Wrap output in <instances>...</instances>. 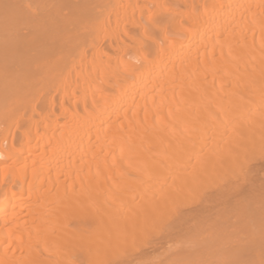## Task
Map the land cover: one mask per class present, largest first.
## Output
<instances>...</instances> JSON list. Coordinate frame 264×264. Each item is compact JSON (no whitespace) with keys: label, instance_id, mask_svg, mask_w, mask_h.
I'll return each mask as SVG.
<instances>
[{"label":"bare ground","instance_id":"1","mask_svg":"<svg viewBox=\"0 0 264 264\" xmlns=\"http://www.w3.org/2000/svg\"><path fill=\"white\" fill-rule=\"evenodd\" d=\"M85 2L66 3L83 8L65 14L48 2L55 11L44 17L0 25V264H143L140 241L153 232L193 236L178 253L169 247L165 261L181 264L209 212L225 228L234 222L229 234L250 232L233 247L220 241L229 252L212 244L220 264H264L258 214L237 219L238 205L264 204V0ZM232 173L249 176L247 185L229 187ZM158 235L150 248L160 254Z\"/></svg>","mask_w":264,"mask_h":264},{"label":"rangeland","instance_id":"2","mask_svg":"<svg viewBox=\"0 0 264 264\" xmlns=\"http://www.w3.org/2000/svg\"><path fill=\"white\" fill-rule=\"evenodd\" d=\"M0 1H1V0H0ZM11 1H12V0H11ZM11 1H9V3H10ZM17 1H18V0H15V2L13 1L14 4H15V3H16V4H17V3H19V4L22 3V4L20 5V7L22 6V7H24V9H26V10L28 9L29 11H28V10H27V11H28L29 13L27 12L28 14H24V12H22V11H25V10H23L22 7L20 8V9H22V10H21V11H18V9H19V4H18V6L15 5V6L13 7V4H12V6H10L12 2H11L10 5H9L8 0H7V1H6V0H3V2H0V4H1V5H0V8H1L0 11H1V13H2L1 15L4 14L3 17L0 16V17L3 19V20L0 19L1 21H3L2 24H0L1 26H6V25L9 26V24L12 25V23H10V22H13V21L10 19V17H11V16H15V14H17V15H18V14H21V17H24V15H25V16H30V17H31V16H34V15L36 16L37 13H38L39 15L41 14V16L44 17L46 14H48V12L50 11V9H51L52 11H55L54 8L56 9V11H55L54 13L57 14V13L59 12V11L57 12V10H58L57 8H59L61 14H65L67 10L71 11V7H72V6H71V7H68V4H66V3H70V4H69V6H70V5H72L71 2H72V3L74 2V5H75V4H79V2H80V0H72V1H71V0H70V1H69V0H66V2H65L64 0H61V1L59 2V0H58V1H57L58 3H57V2H55V1H53V0H52V2H51V0H50V1L48 0V2H49L48 5L52 4V7L54 6V5H53V2H54L55 5L57 4V5H56L57 8H56V6H54V8L52 9V7H50L51 5H50V6H46V5H44V4H47V3H48V2H46V0H43L42 2H41L40 0H37V2L35 1V3L33 2L34 0H32V1H31V0H21V1L19 0L20 2H19V1L17 2ZM22 1H23V2H22ZM38 1L41 2V5H42V3H44V1L46 2V3H44V4L41 6V9H40V6L38 7V5H39ZM82 1H83V0H81V4H83ZM6 3H7V5H6ZM59 3H60V4H59ZM85 3H86V2H85V0H84V4H85ZM4 4H5V5H4ZM58 4H59V5H58ZM61 4H62V7H64V8L58 7V6H61ZM81 4H79V5H81ZM84 4L82 5L83 7H85ZM74 5H73V7H72V8H74L73 11H77V10H79V8H83V7L79 6V5H77L79 8H78L77 6H74ZM16 6H17V10L14 11V13H12L11 10L13 11L14 9H16ZM37 7L39 8V11H38ZM65 7H66V8H65ZM75 7H76V8H75ZM34 8H35L38 12H37L36 10H34ZM48 9H49V11L47 12ZM76 9H77V10H76ZM8 10H10L11 13H10ZM41 10H42V11H41ZM6 11H7V12H6ZM34 11H35L36 13H35ZM40 11H41V12H40ZM3 12H6V13H3ZM8 12H9V13H8ZM50 12H51V11H50ZM60 12H59V13H60ZM71 12H72V11H71ZM31 13H32L33 15H32ZM52 13H53V12H52ZM5 15H6V16H5ZM21 17H20V20H21ZM20 20L18 19L19 22H18V21H14V22H17V23H19V24H20V22H23L22 24H24V21L26 22V20H23V18H22L21 21H20ZM3 23H4V24H3ZM27 23H29V22H26V24H24V25H28ZM32 23H33V22H32ZM5 24H6V25H5ZM13 24H15V23H13ZM0 126H1V125H0ZM263 146H264V145H263ZM261 149H262V147H261ZM263 149H264V148H263ZM256 152H258V151H256ZM262 152H263V150H262ZM259 153H261V152H259ZM263 153H264V152H263ZM263 153H262V154H263ZM250 154L252 155V156H250V157H252L251 159H252L253 161H255L256 159H257V160H260V158H259L258 156H256L255 153H250ZM258 155H261V154H258ZM248 156H249V154H248ZM262 156H263V155H262ZM248 158H249V157H248ZM248 158H246V160H248ZM251 159H250L249 161H251ZM261 159H262V158H261ZM249 161H248V162H249ZM253 161H252V162H253ZM245 162L247 163V161H245ZM245 162H244V163H245ZM250 163H251V162H250ZM248 164H249V163H248ZM240 165H241V164H240ZM242 165H243V164H242ZM242 165H241V166H242ZM239 167H240V166H239ZM245 167H246V166H245ZM241 168H242V167H241ZM236 170H237V169H236ZM239 171H240V170H239ZM244 171H245V170H244ZM216 172H218V171H215L214 174H215ZM242 172H243V171L241 170V173H242ZM218 173H219V172H218ZM218 173H217V174H218ZM221 173H222V172H221ZM234 173H237V171H234ZM234 173H232L233 175L230 174V176H231V177H232V176L235 177V175L239 176V174H234ZM246 173H247V172H246ZM214 174H213V175H214ZM243 174H244V173H243ZM243 174H242V175H243ZM211 175H212V173H211ZM219 175H221V174H218V176H219ZM242 175H241V177H243ZM244 175H245L244 177H246V174H244ZM248 175H249V174H248ZM203 176H205V174H204ZM203 176H202V177H203ZM206 176H207V175H206ZM215 176L217 177V175H215ZM237 176H236L235 178H237ZM209 177H210V176H208L207 179H208ZM216 177H215V178H216ZM225 177H226V176H225ZM234 177H233V179H234ZM244 177H243V178H244ZM248 177H249V176L246 177L247 179H246V178L243 179V178H240V176H239L238 178L242 179V181H239V183L237 184V183H236V181L238 180V179H237V180H235V184L232 183V185L229 184V182H230V181L233 182V181H232L233 179L230 178V177H228V178L230 179V180H229V179L227 180V181H229V182H228V186L230 185L229 187H234V188H237V187H238V188H242V187H244V186L247 185V183H248ZM210 178H211V177H210ZM215 178H214V179H215ZM222 178H224L223 175H222ZM222 178H220V183L223 182V181L221 180ZM240 179H239V180H240ZM201 180H202V179H201ZM208 180H211V179H208ZM216 180H217V179H216ZM204 181H205V180H203V181L201 182V184H202ZM214 181H215V180H214ZM218 181H219V179H218ZM227 181H225V179H224V183H223V184H225V182H227ZM243 181H244V183H242ZM208 182H210V181H208ZM211 182H213V179H212ZM211 182H210V184H211ZM231 182H230V183H231ZM240 182H241V184H240ZM214 183H215V182H214ZM218 183H219V182H218ZM207 184H208V183H207ZM221 184H222V183H221ZM223 184H222V187H223V186H224V187L227 186V183H226V185H223ZM236 184H237V186H236ZM243 184H244V185H243ZM216 185H217L216 183H215V185H214V184H213V185L211 184V186H214V187H215ZM218 185H219V184H218ZM241 185H243V186H241ZM200 186H201V185H200ZM200 186H199V188H200ZM202 186H206V185H202ZM209 186H210V185H209ZM228 186H227V187H228ZM214 187H212V189H214ZM218 187H219V186H218ZM209 188H210V187H209ZM200 189L202 190V188H200ZM200 189H198V190H200ZM203 189H204V188H203ZM205 189H206V187H205ZM190 190H191V189H190ZM208 190H210V189H208ZM215 190H216V188L214 189V191H215ZM188 192H190V191L188 190ZM194 192H195V191H194ZM194 192H192V190H191V193H192V194H193ZM206 192H208V191H206ZM206 192H204V193L207 194ZM191 193H190V194H191ZM196 193H200V191H199V192L197 191ZM202 193H203V192L200 193V197H201V198H202ZM204 193H203V194H204ZM210 193H212V191H210ZM192 194H191V196H192ZM205 194H204V195H205ZM208 194H209V192H208ZM195 195H196V194H195ZM198 195H199V194H198ZM187 197H189V196H187ZM200 197H199V198H200ZM184 198H185V197H184ZM191 198H192V197H191ZM194 198H196V197H194ZM189 200H190V198H189ZM192 200H194V199L192 198ZM192 200L189 201V204H191ZM195 200H196V199H195ZM197 200H198V203H197V202H196V203H197V204L200 203L199 206L196 204L197 207H202L201 204H202V202L204 201V199L202 198L201 200H203V201H200V200L198 199V197H197ZM197 200H196V201H197ZM248 200H249V199H247V200H245V201H248ZM183 201H184V200H183ZM187 201H188V200H187ZM187 201H184V202H187ZM199 201H200V202H199ZM184 202H182V203H184ZM262 202H263V201H262ZM262 202L256 205V204L250 203V200H249V207H247L248 203L245 204L246 202H244V204L238 205V206H237L238 208H239V207H242V209H244L245 211H243V214H242V213H240V211H239L240 208H239L238 211H239V213L242 214V215H239V218H237V219H241V217H243V216L245 217V215H246L245 213L248 214V212H251L250 214H252V215L254 214V215H253L254 217H253L252 215H250V216L253 217V219H255L256 217L258 218V216H259V220H258V219H257V220L255 219L257 223H258V221H259L258 224H257L255 221H252L251 223H252L253 225H255V224H254V222H255V223H256V228L258 227L259 224H260V226H262V225H263V224H262V221H263V220L261 219V216H260V213H261V212H260V207L262 206V208H264V207H263L264 204L262 205ZM180 203H181V202H180ZM182 203H181V204H182ZM203 203H204V202H203ZM186 204H188V203H186ZM186 204H184V205L187 206ZM189 204H188V205H189ZM196 205H195V206H196ZM200 205H201V206H200ZM209 205H210V204H209ZM218 205H219V204H218ZM220 205H221V208H220V206H218V207H219L218 209H222V208H224L225 211L228 210V211H227L228 213L231 212V211L229 212V210H231L230 208H232V207H227V206H225V205H223V204H220ZM243 205H244V206H243ZM251 205H252V206H253V205H256V206H257L256 209H254V206H253V209H252L251 211H249V210L251 209V207H252ZM180 206H181V205L179 204V205H178V208H179V209H180V208H181V209H182V208H184V209L186 208V207H184L183 205H182L183 207H180ZM223 206H224V207H223ZM190 207H191V206H190ZM197 207L192 206L191 209H195V208L198 209ZM211 207H212V205H211ZM211 207L209 208V206H208L207 208H209V209H206V210H207V211H208V210L210 211ZM237 207H235V208H237ZM243 207H245V208H243ZM215 208H217V206H215ZM215 208L212 207V210L215 209ZM181 209H180V210H181ZM184 209H182V210L184 211ZM189 209H190V208H189ZM199 209H200V208H199ZM233 209H234V207H233ZM242 209H241V210H242ZM173 210H174V212L176 211L175 214L178 213V209H175V207H174ZM173 210H170V211H171L170 213H174ZM180 210H179V211H180ZM182 210H181V211H182ZM186 210H188V209H186ZM234 210H235V212H237L236 209H234ZM181 211H180V212H181ZM207 211H206V212H207ZM215 211H217V209L214 210V211H211V212L214 213ZM225 211L222 210V212H224V213H225ZM232 211H233V210H232ZM246 211H247V212H246ZM206 212H205V214H207ZM219 212H220V211H219ZM241 212H242V211H241ZM258 212H259V213H258ZM165 213H166V212H165ZM168 213H169V212H168ZM170 213H169V214H170ZM216 213H218V212H216ZM216 213H214V215H215V216H214L212 213L209 212V214H207V217H206L205 214H203L204 217H206V220H209V222H207V221H205V222L203 221V222H202V221L198 220V219H201V218H199V217H198L197 219L194 220V222H193V227L196 226V227H194V229L197 228V225L201 224V225L198 226V228H197L196 230H194L195 233H198L197 230L201 231V232L198 233V235L195 234V236H196V237L199 239V241H200V242H197V243H198V246H195V247H196L195 250L198 251V252L194 251V252L191 253V255L188 254V256L186 255V256L182 257V258H183L182 261H184V263L187 262L186 264H188V263H190V264H200V263L198 262V260H200L201 264H203V262H204L203 260L206 258V260H205V263H206V264H209V263H210V264H211V263H212V264H218V263L220 264L221 261H222V259H221V261L218 260V257H220V255L218 256V254H220V253H219L220 251H219L218 249H216V248L220 247V249H221L222 246H223L222 244H226V242H228V241H229L228 243L233 247V245H235L239 240H238V241H235V240H232V239H235L236 237H237V239L240 238V237H242V240H243V239H244V238H243V235H244V236H245L246 234L249 235L250 232L248 233L246 230H244V231L246 232V234H244L245 232H242V231H241V230H243L242 228L238 231V229H239L240 227L237 229V226H236V229H235L234 231L237 230L236 233H238V232H239V233L242 232L243 234L240 235V234H241V233H240L239 235H235V232H234L233 230H232V232H234V233L231 232V233L229 234V232L231 231V230H230L231 224L234 225V222H233V223L231 222V224H230V222H228V224L226 223L228 226L226 225L227 227L225 228V226H224L225 223H223V222H222V224L220 223L221 220H223V219L220 218V217H216V216L218 215V214L216 215ZM231 213H233V212H231ZM239 213L237 212V214H239ZM169 214H168V216H170ZM211 214H212V215H211ZM219 214H220V213H219ZM222 214H223V213H222ZM244 214H245V215H244ZM256 214H258V216H257ZM162 215H163V214H162ZM162 215H161V216H162ZM171 215H172V214H171ZM203 215H202V217H203ZM208 215H209V216L211 215L210 217H213V216H214V217L216 218V219H214V220H215L217 223H216V222H213L214 220H210V219H208ZM224 215H225L226 217L229 216L227 219H230V220H231V218H233V216H232L233 214H232V215H231V214L228 215V214L225 213ZM248 215H249V214H248ZM248 215H246V216H248ZM255 215H256V216H255ZM172 216H173V215H172ZM236 216H237V215H236ZM236 216H234V219H235V220H237V219L235 218ZM250 216H248V217L250 218ZM200 217H201V216H200ZM214 217H213V218H214ZM221 217H222V216H221ZM248 217H247V220H248ZM252 217H251V220H252ZM159 218H160V217H159ZM164 218H165V217H164ZM164 218H163V219H164ZM173 218H174V217H173ZM217 218H220V220L217 219ZM211 219H212V218H211ZM242 219H243V221L245 220L244 218H242ZM260 219H261L262 221H260ZM197 220H198V221H197ZM201 220H202V219H201ZM203 220H204V218H203ZM225 220H226V219H225ZM235 220H234V221H235ZM155 221H156V220H155ZM159 221L161 222L160 219H159ZM199 221H200L201 223H200ZM218 221H219V222H218ZM223 221H224V220H223ZM237 221H238V220H237ZM157 222H158V219H157ZM163 222H164V220H163ZM163 222H162V223H163ZM165 222H166L165 224H167V220H165ZM198 222H199V224H197ZM211 222H212V225H213V226H212V225L209 226V227H211V228L207 227L208 225L211 224ZM225 222H226V221H225ZM240 222L242 223V220H241ZM249 222H250V221H249ZM155 223H156V222H155ZM155 223L153 222L154 226H153V224L150 223V225H151L152 227H154V229H155V226H156V225H158V226L160 225V224H158V223H156V224H155ZM202 223H203V224H202ZM206 223H207V224L209 223V224L206 225ZM214 223H215V224H214ZM218 223H219V224H218ZM238 223H239V221H238ZM244 223H245V221H244ZM217 224H218V225H217ZM235 224H236V222H235ZM242 224H243V223H242ZM245 224H248V222H246ZM249 224H250V223H249ZM163 225H164V224H163ZM191 225H192V221L190 222L189 228H188V230H187L189 234H190V233L192 234V232H194V231L192 230L193 228H192ZM229 225H230V226H229ZM233 225H232V226H233ZM151 226L148 225V228L151 227ZM161 226H162V224H161ZM223 226H224V227H223ZM234 226H235V225H234ZM234 226L232 227V229L234 228ZM238 226H239V225H238ZM246 226H247V225H246ZM260 226L256 229L255 233H257V232L259 231L260 228H261V229H260V230H261L260 232H261V233L264 232V229H262V227H264V225H263L262 227H260ZM156 227H157V226H156ZM162 227H163V226H162ZM162 227H160V228H162ZM199 227H200V228H199ZM202 227H203V228H202ZM243 227H244V224H243ZM252 227H253L252 225L249 227V229L252 230L251 233L254 232ZM163 228H164V227H163ZM190 228H191V229H190ZM227 228H228V229H227ZM251 228H252V229H251ZM156 229H159V228H156ZM189 229L192 230V232H190ZM200 229H201V230H200ZM223 229H224V230H223ZM164 230H165V229H164ZM156 231H158V230H156ZM160 231H162V230H160ZM206 231L208 232V234H206V233H207ZM210 231H211V232H210ZM221 231H222V232H221ZM164 232H165V231H163V235H165ZM220 232H221V236L224 234V236H226V237L223 236L221 239L219 238V240H218L219 243H217V242H216V243H213V240H215L214 238H216V236H217L218 234L220 235ZM223 232H224V233H223ZM143 233H144V232H143ZM145 233H146V232H145ZM153 233H155L154 236H153ZM153 233L150 235V237L147 235V239H146V241H145V240H144V241H140V242H144V245L146 244V248H145V249H148V250H151V249H152V248H150V247L152 246V244L154 243V242L152 241V239H153V237H154L153 240L157 239L156 237H157V235H158L156 232H153ZM213 233H216V234H213ZM146 234H148V232H147ZM160 234H162V233H160ZM191 234H190V235H191ZM193 234H194V233H193ZM211 234H212V235H211ZM231 234H233V235H231ZM155 235H156V236H155ZM177 235H178V236H180V235H184V237H185V236L187 235V233L180 234V235L177 234ZM199 235H200V236H199ZM247 235H246V236H247ZM140 236H141V235H140ZM160 236H161V235H160ZM203 236H204V237H203ZM207 236H209V237H211V238H209V237H207ZM221 236H220V237H221ZM227 236H228V238H227ZM142 237H143V236H142ZM158 237H159V235H158ZM161 237H162V236H161ZM167 237H169V236H167ZM167 237H166V238H167ZM170 237H171V236H170ZM170 237H169L168 241H167V239H166L165 237H163V238H160V237H159L158 240H156V241H159V240L163 241V240H164V241H166L167 243H170V242L172 241V242L170 243V245H166L167 243H166V244H163L164 241L160 243L161 247L159 248V251H160V249H161L162 252L160 251V254L163 253L161 256H160V254L158 253V250H151V251H156V252H152V253H151V252H148V255L151 253V254L148 256V255H146L148 250H146V251H145L146 253H145V252L142 251V250H144V248H142L141 251L145 254V255H144L143 253H141L140 248L138 249V247H137V245H136V249H138V250L140 251V253H139V254H140V258L142 257V259H144V260H142V261H143V264H159V263H161V261H162V264H163V262H167L168 260H169V261H168L169 264H171L170 262L173 261V260L171 259V261H170V257H169V259H167V260L165 261V258H168V256H171L172 254H173L172 256L175 255V254H174V251H175V244L178 243V242H181V240H182L181 238H182V237H180V240L178 239V241H177V240L173 241L174 239H177V236H176V235H172L173 238H171V239H172L171 241H170ZM196 237H194V238L197 240ZM218 237H219V236H218ZM247 237H249V236H247ZM137 238H139V237H137ZM145 238H146V237H145ZM151 238H152V239H151ZM178 238H179V237H178ZM188 238H189V236H186V239L184 238L183 240H184V241H185V240H188ZM190 238H191V239H190L191 242H190L189 240H188V242H190V247H191V245H192L191 243H192V242L195 243V241L192 240V239H193V236H192V237L190 236ZM202 238H203V240L206 239L207 241H205V242L203 243ZM208 238H209L210 240H209ZM212 238H213V239H212ZM149 239H150V240H149ZM135 240H136V239H135ZM141 240H142V239H141ZM183 240H182V241H183ZM245 240H246V239H245ZM245 240H244V241H245ZM176 241H177V242H176ZM220 241H223L222 244H220ZM240 241H241V240H240ZM152 242H153V243H152ZM159 242H160V241H159ZM241 242H242V241H241ZM132 243H133V242H132ZM138 243H139V242H138ZM181 243H182V242H181ZM185 243H186L185 245L187 246L188 243H187L186 241H185ZM200 243H201V244H200ZM238 243H239V242H238ZM172 244H173V245H172ZM208 244H209V245H208ZM212 244H213V245H216V248H215ZM132 245H133V244H132ZM132 245H131L130 247H128L127 249H128L129 251H135V253H136V250L132 248ZM140 245H142V244L140 243ZM147 245H148L149 247H147ZM163 245H164V247L162 248ZM177 245H179V243L176 244V246H177ZM182 245H183V244H182ZM185 245H183V246H185ZM195 245H197V244H195ZM199 245H200V246H199ZM210 245H211V246H210ZM186 246H185V247H182V246H181L182 248L179 249V250H178V248H177V251L182 252V249H183V251H184V248H186ZM188 246H189V245H188ZM193 246H194V245H193ZM193 246H192V247H193ZM202 246H203V247H202ZM169 247H170V248L172 247V248L174 249V251H173V250L170 251V248H169ZM131 248H132V249H131ZM134 248H135V247H134ZM149 248H150V249H149ZM204 248H206V249H204ZM165 249H167V250H165ZM190 249H191V248H190ZM199 249H200V250H199ZM222 249H223V248H222ZM222 249H221V252H222ZM229 249H230V247H229ZM229 249L227 248V249H223V250H224V251L226 250L227 252H229V251H228ZM138 250H137V253H138ZM163 250H165V251H163ZM168 250H169L170 252H169ZM185 250H187V251H185L186 254H187V253H188V250H189V247H188L187 249H185ZM191 250L193 251V250H194V247H193V249H191ZM231 250H232V248H231ZM231 250H230V251H231ZM189 251H190V250H189ZM125 252H126V250H125ZM171 252H173V253H171ZM195 252H196L197 254H196ZM205 252H206V254H205ZM127 253H128V251H127ZM132 253H133V252H132ZM175 253H178V252L175 251ZM207 253H209V255H208ZM130 254H131V252H130ZM133 254H134V253H133ZM157 254H158V255H157ZM165 254H166V255H165ZM181 254H182V253H181ZM192 254H193V255H192ZM201 254H202V255H201ZM203 254H204V255H203ZM212 254H213V256H211ZM223 254H224V252H223ZM223 254H222V255H223ZM126 255H127V254H126ZM131 255H132V254H131ZM135 255H136V254H135ZM137 255H138V254H137ZM152 255H153V256H152ZM164 255H165V256H164ZM178 255H179V254H178ZM183 255H184V254H183ZM189 255H190V256H189ZM197 255H198V256L200 255L199 258H201V256H202V257H205V258L197 259V258H198ZM207 255H208V256H207ZM133 256H134V255H133ZM151 256H152V257H151ZM159 256H160V257H159ZM172 256H171V257H172ZM181 256H182V255H181ZM181 256H180V257H181ZM195 256H196L197 258H194ZM209 256H210V257H209ZM126 257H127V256H126ZM131 257H132V256L127 257V258H128V259L130 258V260H131ZM136 257H137V256H136ZM136 257H135V258H136ZM143 257H144V258H143ZM147 257H149V258H147ZM161 257H162V258L164 257V258L161 259ZM175 257H176V256H175ZM175 257H174V258H175ZM180 257H179V259H178V256H177L178 261L181 260ZM211 257H212V258H211ZM119 258H120V257H118V259H119ZM135 258H133V260H136ZM140 258L137 257V259H139V261H140ZM185 258H186V259L188 258L189 260H188V259L186 260ZM191 258H192V259H191ZM210 258L213 259L214 262H213ZM214 258H215V260H214ZM216 258H217V259H216ZM145 259H146V260H145ZM195 259H196V260H195ZM207 259H209L211 262H210L209 260H207ZM110 260H111V259H110ZM112 260H113V259H112ZM120 260H121V259H120ZM124 260H126V259L124 258ZM124 260H123V261H124ZM163 260H164V261H163ZM174 260H175V262H176V264H177V260H176V259H174ZM190 260H191V261H190ZM217 260H218V262H217ZM108 261H109V260H108ZM121 261H122V260H121ZM121 261H120V262H121ZM136 261L139 262L138 260H136ZM151 261H154V262H151ZM155 261H156V262H155ZM159 261H160V262H159ZM194 261H196V263H195ZM202 261H203V262H202ZM207 261H208V263H207ZM215 261H216L217 263H215ZM137 262H136V263H137ZM140 262H141V261H140ZM140 262H139L138 264H140ZM168 262H167V263H168ZM175 262L173 261L172 263H175ZM192 262H193V263H192ZM114 263H115V262H114ZM116 263H117V262H116ZM118 263H119V260H118ZM118 263H117V264H118ZM131 263H132V264H135V262L133 263L132 260H131ZM141 263H142V262H141ZM167 263H165V264H167ZM182 263H183V262H181V264H182ZM184 263H183V264H184ZM205 263H204V264H205ZM107 264H108V262H107ZM111 264H113V263L111 262Z\"/></svg>","mask_w":264,"mask_h":264}]
</instances>
